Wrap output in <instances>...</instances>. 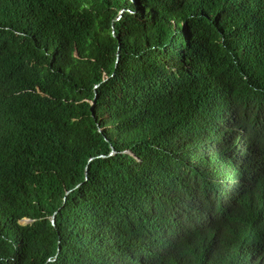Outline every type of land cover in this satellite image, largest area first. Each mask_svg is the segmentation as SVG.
<instances>
[{
  "label": "trees",
  "instance_id": "16d2710c",
  "mask_svg": "<svg viewBox=\"0 0 264 264\" xmlns=\"http://www.w3.org/2000/svg\"><path fill=\"white\" fill-rule=\"evenodd\" d=\"M0 264H264V0H0Z\"/></svg>",
  "mask_w": 264,
  "mask_h": 264
},
{
  "label": "clouds",
  "instance_id": "9594fccd",
  "mask_svg": "<svg viewBox=\"0 0 264 264\" xmlns=\"http://www.w3.org/2000/svg\"><path fill=\"white\" fill-rule=\"evenodd\" d=\"M117 17H119V15ZM239 145H240L241 149L242 148L247 149V147H248L247 139L245 137H241L239 139ZM112 153L113 152H110V155ZM229 203H230V199L221 198L216 204H213L210 208H207L203 212V215H202L201 219L199 220L200 226L206 227V226H212L213 224H215L216 221L218 220V218L220 217L221 213L229 205ZM52 216H54V214H52ZM22 219L29 220L32 222V220L28 219V218H22ZM22 219L18 220V224ZM31 222H27V223L24 222V225L30 224ZM53 222H54V218H53ZM53 258H55V256ZM47 261H49V260H47Z\"/></svg>",
  "mask_w": 264,
  "mask_h": 264
},
{
  "label": "water",
  "instance_id": "95a60500",
  "mask_svg": "<svg viewBox=\"0 0 264 264\" xmlns=\"http://www.w3.org/2000/svg\"><path fill=\"white\" fill-rule=\"evenodd\" d=\"M95 98V96H93V99ZM93 104V102L90 104V105H92ZM22 222H25V223H27V222H31V221H29V220H25V219H22L21 220ZM50 223L53 225V216H51L50 217Z\"/></svg>",
  "mask_w": 264,
  "mask_h": 264
},
{
  "label": "rangeland",
  "instance_id": "374dc122",
  "mask_svg": "<svg viewBox=\"0 0 264 264\" xmlns=\"http://www.w3.org/2000/svg\"><path fill=\"white\" fill-rule=\"evenodd\" d=\"M19 224L24 225V222L20 221Z\"/></svg>",
  "mask_w": 264,
  "mask_h": 264
}]
</instances>
